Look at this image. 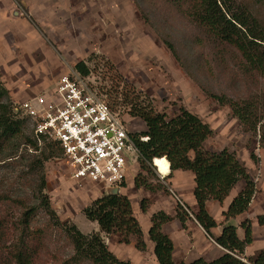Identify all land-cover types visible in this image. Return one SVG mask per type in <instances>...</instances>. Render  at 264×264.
<instances>
[{
    "label": "rangeland",
    "instance_id": "374dc122",
    "mask_svg": "<svg viewBox=\"0 0 264 264\" xmlns=\"http://www.w3.org/2000/svg\"><path fill=\"white\" fill-rule=\"evenodd\" d=\"M239 1L264 16V0ZM191 37L192 29L186 22L155 0H0V82L8 91L9 102L18 104L51 89L61 76L77 74L113 107L133 134L145 130L139 118L128 114L127 104L135 98L167 117L178 113L180 108L198 116L212 132L203 148L233 152L254 182L255 192L248 210L239 219V222L248 220L251 225L252 242L245 247L241 258L247 264L248 259L255 258L264 249V231L257 229L256 223V216L264 214V146L258 137L242 131L227 106L219 105L206 93L235 97L254 91L259 85L241 77L231 61L218 64L208 48L193 47ZM163 40L173 43L178 60ZM78 62H84L89 68L87 76L75 71ZM23 134L35 139L28 122L23 126ZM37 142L40 148L42 140ZM38 153L19 140L2 147L1 192L35 201L38 180L29 166ZM252 155L255 160L251 159ZM131 161L135 163L136 158L132 156ZM149 171L141 172V176L148 178L157 190L134 187L133 178L140 172L135 165L117 194L130 200L140 228L148 224L149 212L157 213L158 206L170 210L177 203L188 218L195 220L181 197L191 190L192 173L179 171L161 179L152 162ZM43 172L44 193L62 223L74 225L86 236L98 234L120 261L157 264L148 239V248L139 252L133 241L124 245L118 234L106 235L95 222L85 219L82 209L95 198L106 195L102 185L73 181L62 158L48 159ZM243 186V182L237 183L232 197L225 203H230ZM142 200L148 212L140 210ZM223 202L206 203L207 212L219 223V228L226 223L222 224ZM45 220L43 215H37L34 224L41 225ZM235 223L236 234L243 239L244 231ZM218 232L214 231L213 235L218 236ZM50 248L53 252L62 250L57 233L51 235Z\"/></svg>",
    "mask_w": 264,
    "mask_h": 264
},
{
    "label": "trees",
    "instance_id": "16d2710c",
    "mask_svg": "<svg viewBox=\"0 0 264 264\" xmlns=\"http://www.w3.org/2000/svg\"><path fill=\"white\" fill-rule=\"evenodd\" d=\"M169 12L175 13L192 29L191 45L199 49L208 48L218 64L231 61L241 77L258 83L254 91L235 97L206 94L219 105L227 106L245 133L258 137L264 146V16L239 0H155ZM164 46L178 60L179 56L172 42L163 40ZM225 67V66H224ZM74 69L81 76L89 74L84 62L75 64ZM204 89V88H203ZM128 114L139 118L145 130L132 134L139 156L136 163L140 172L133 178L136 189L155 191L148 178L141 172L149 173L150 163L155 158L165 159L169 164V174L175 171H189L193 175V197L197 211L195 221L220 248L223 253L217 258L205 261L202 258L190 262L173 260V243L162 232L161 227L172 219L182 227L188 214L177 203L174 217L162 211L150 218L151 226L147 239L152 243V254L157 264H246L241 258L245 247L252 242L251 225L248 220L239 222L244 238L236 234L235 226H228L214 236L212 230L218 225L206 210L208 201L222 203L232 189L243 182V188L234 195L222 212L223 223L243 215L254 195V182L245 166L233 152L223 149L219 152L207 151L203 143L211 135V129L198 116L184 108L167 117L155 111L150 104L144 105L135 98L130 102ZM18 104H11L8 91L0 82V150L13 140L33 147L39 153L33 156L29 170L37 175L35 201L7 196L0 191V264H131L120 261L107 248L98 234L83 235L68 223H62L44 193V162L61 158L58 148L42 140L38 142L23 134L26 119L14 111ZM111 107V106H110ZM113 108V107H112ZM147 138L140 141L139 138ZM255 160L254 156H251ZM124 184H122L123 186ZM145 200L139 207L146 212ZM86 220L95 222L100 232L118 234L124 245L134 242L139 252L146 250L142 229L133 216L132 203L123 195H101L82 209ZM37 215L46 218L41 225L34 224ZM258 226L264 227V214L256 216ZM221 224V225H222ZM61 238V252H53L51 235ZM249 264H264V249Z\"/></svg>",
    "mask_w": 264,
    "mask_h": 264
},
{
    "label": "built area",
    "instance_id": "2783aa9c",
    "mask_svg": "<svg viewBox=\"0 0 264 264\" xmlns=\"http://www.w3.org/2000/svg\"><path fill=\"white\" fill-rule=\"evenodd\" d=\"M14 111L27 120L36 140L58 148L73 181L119 189L134 171L139 153L133 133L77 74L61 76L51 89L19 103ZM168 174L158 173L161 179Z\"/></svg>",
    "mask_w": 264,
    "mask_h": 264
},
{
    "label": "crops",
    "instance_id": "0c3cea01",
    "mask_svg": "<svg viewBox=\"0 0 264 264\" xmlns=\"http://www.w3.org/2000/svg\"><path fill=\"white\" fill-rule=\"evenodd\" d=\"M175 172H179V171H175ZM180 172H182V171H180ZM191 178H192L191 179L192 186H191L190 192L187 194L183 193L181 195V197L184 199L186 205L191 210V212L195 213L197 211V208H196V203H195V200L193 197V188H194L193 175ZM179 193H181V191H179ZM231 195H232V191H231L230 196H229L230 198L232 197ZM225 201L223 202V206H222L223 210H225L229 204V203L226 204ZM208 203H211V201H208L207 205H208ZM174 206L175 205L171 206V208L169 207L170 210H166L165 208L158 206L157 212L162 211L169 216H173L175 214V207ZM147 212H148V210H147ZM154 213L155 212H153V210H152V212H149L148 219H146L148 224H146L145 228H143V224L141 225V229H142L143 236H144V241L146 244H147V235L146 234H147V231L149 229L148 227H149V223H150L149 217ZM240 217H243V216L240 215V216L236 217L235 221L239 223V219H241ZM144 218H146V216H144ZM242 219H244V218H242ZM216 223H217V225L219 224L218 222H216ZM258 228H261L262 231H264V227L257 225V229ZM218 230H219V232H218V234H219L221 232V228H219V226H217L215 229H213L212 233H214V231H218ZM162 231L170 237V239L173 243V260L175 262L183 261V262L187 263V262H190V261L197 259V258H202L206 261H210V260L218 257L219 255H221L223 252V249L220 248L217 244H215V242L206 235V233L198 225V223L191 218H187L185 220L184 227H182L181 223L178 220L173 219L170 222L162 225ZM145 232H146V234H145ZM214 236H217V235H214ZM149 243H150L149 247H151L150 250L152 251V246H150L152 243L151 242H149ZM247 264H249V263H247Z\"/></svg>",
    "mask_w": 264,
    "mask_h": 264
},
{
    "label": "bare ground",
    "instance_id": "6f19581e",
    "mask_svg": "<svg viewBox=\"0 0 264 264\" xmlns=\"http://www.w3.org/2000/svg\"><path fill=\"white\" fill-rule=\"evenodd\" d=\"M152 163L157 168L156 169L157 173H160V174H163V175L168 174V172H169L168 166L169 165H168L167 160L160 159V158H155V159H153Z\"/></svg>",
    "mask_w": 264,
    "mask_h": 264
},
{
    "label": "water",
    "instance_id": "95a60500",
    "mask_svg": "<svg viewBox=\"0 0 264 264\" xmlns=\"http://www.w3.org/2000/svg\"><path fill=\"white\" fill-rule=\"evenodd\" d=\"M106 195L108 196H113V195H117L118 194V188L113 187V188H106ZM235 220L231 219L228 222H226L222 227L221 230L224 229L225 227H228L230 225L235 226Z\"/></svg>",
    "mask_w": 264,
    "mask_h": 264
}]
</instances>
